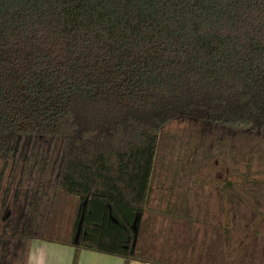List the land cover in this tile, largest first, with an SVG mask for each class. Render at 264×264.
<instances>
[{
	"label": "trees",
	"instance_id": "trees-1",
	"mask_svg": "<svg viewBox=\"0 0 264 264\" xmlns=\"http://www.w3.org/2000/svg\"><path fill=\"white\" fill-rule=\"evenodd\" d=\"M241 136L264 169V0H0V264H26L34 239L73 247L71 264L81 250L235 264L228 224L224 239L196 243L189 197L209 185L221 212L233 203L232 180L194 172ZM207 137L213 152L199 156ZM253 220L254 243L234 251L264 264V211Z\"/></svg>",
	"mask_w": 264,
	"mask_h": 264
},
{
	"label": "rangeland",
	"instance_id": "rangeland-1",
	"mask_svg": "<svg viewBox=\"0 0 264 264\" xmlns=\"http://www.w3.org/2000/svg\"><path fill=\"white\" fill-rule=\"evenodd\" d=\"M189 129V124H186L184 122H171L165 127V130H168L171 133L175 134L184 133ZM160 141L161 142L159 143L157 153V171L163 168V166L166 167L169 154V144L167 140L161 138ZM211 144L213 146L214 141L211 140V137H207V139L205 140V145L200 146L193 152L199 156L202 155L208 157L213 152L209 151ZM249 144L250 143L247 141V139H245L244 136L237 138L236 144L234 146L236 152L235 154L234 152H228V154L226 153V158L224 157V160L221 162H219V158L217 157V155H215L213 158H209L202 166L200 165L199 168L194 172L195 176L205 178L206 180L223 178L232 180L234 182V184L236 185V194L238 196L236 198H232L233 203L227 204L224 208V212L220 211L222 206L218 203V193L217 189L214 187H209L208 185L206 188L202 189L195 188L193 190V193L189 197L190 200L194 202V206L192 205L194 209L191 213H189V215L193 219L192 223L193 231L195 232L194 238L196 240V243L198 244V242H203V244H205L209 240L217 239L219 237L224 239V225L228 224L230 227H228L226 231V241L228 243V248L230 249V251H225L223 252V254L224 256L226 255V258L229 257L227 256V254H230L229 259H232L235 264H248L249 261L254 260L255 253L251 252L249 247L248 249L243 248L242 251L234 250L242 248L244 244V246H246L247 244H250V242L252 244L254 243V232H258L259 230L253 229L255 228V226H253V213H255L256 207L259 210L264 211V200H260V202L262 203L259 204L255 200V198H257L258 196L264 195V184H251L245 186V188H243L245 184H242L245 178L249 181L255 179L261 180L264 178V169H262L260 160H258L255 154L247 153L248 151L245 150L247 145ZM249 157L250 160L248 159ZM214 162L215 165L213 164ZM235 162L237 164H235ZM2 165L3 164H1L0 162V172H2L3 170L2 178H0V220L2 219L3 214L6 211V208L4 207L5 205L3 206L2 204V194L7 182L6 176L9 171V166L2 169ZM18 170L19 169L17 168V172ZM17 172L15 175V180L17 178ZM8 203H11V200H9ZM65 204V202H62V204L58 206V208L62 210L61 212L64 218L70 215L73 209V206H71V204ZM160 221L164 223L163 225H167L169 222H165V219L162 218H160ZM185 234L186 231L182 232L183 237ZM176 241L177 244L187 243V239L184 240L182 237H178ZM218 244L219 243H216V246ZM185 246H187V244ZM60 251L61 252L59 253L53 252V255L51 256L53 258H64L65 252H63L62 250ZM256 252L258 253V259L260 258V256H262V258L264 259V252L260 250H257ZM205 253L208 257V254H211V252L209 251H206ZM187 254L188 256L190 255V250H187ZM195 256H199V253L193 252L192 257L194 259H196Z\"/></svg>",
	"mask_w": 264,
	"mask_h": 264
},
{
	"label": "crops",
	"instance_id": "crops-1",
	"mask_svg": "<svg viewBox=\"0 0 264 264\" xmlns=\"http://www.w3.org/2000/svg\"><path fill=\"white\" fill-rule=\"evenodd\" d=\"M65 252L64 258H53V252ZM73 247L58 243H52L40 239L31 242L26 264H71ZM77 264H123V259L118 256L107 255L89 250H81ZM129 264H151L139 261H131Z\"/></svg>",
	"mask_w": 264,
	"mask_h": 264
}]
</instances>
